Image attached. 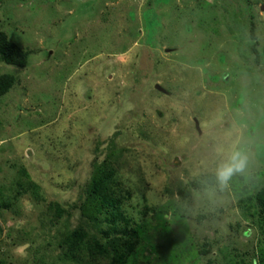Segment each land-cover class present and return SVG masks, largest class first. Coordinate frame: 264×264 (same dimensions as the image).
<instances>
[{"label":"rangeland","instance_id":"rangeland-1","mask_svg":"<svg viewBox=\"0 0 264 264\" xmlns=\"http://www.w3.org/2000/svg\"><path fill=\"white\" fill-rule=\"evenodd\" d=\"M262 6L0 0V31L29 50L25 67L0 61L17 79L0 97V264H111L56 245L83 224L72 204L104 158L130 190L115 224L138 238L125 264H262L263 224L240 201L264 185ZM236 141L249 166L221 187Z\"/></svg>","mask_w":264,"mask_h":264},{"label":"trees","instance_id":"trees-1","mask_svg":"<svg viewBox=\"0 0 264 264\" xmlns=\"http://www.w3.org/2000/svg\"><path fill=\"white\" fill-rule=\"evenodd\" d=\"M252 23L249 31L250 38L256 40L255 23L254 21ZM257 47L258 43L256 41L252 42L249 47L256 62L260 59V51ZM28 56L29 50L21 48L16 42L10 40L5 31H0L1 62L22 68L27 65ZM16 81L15 75L11 73L0 74V97L6 94ZM106 163L107 160L104 158L100 164H94L87 184H85L82 193L78 196L77 202L72 204L73 208L79 210V216L82 218L83 224L65 231L64 236L57 241L56 245L61 249L60 255L62 259H79L82 257L81 248L88 251L91 257L89 262H95L97 256L110 255L111 264H125L126 257L136 247L138 242L136 232L126 228V226H124L122 231H119L115 226L123 214L120 210L122 202L130 198V190L127 186L120 185L119 187L118 184H127L117 179L116 175L112 174L113 168L106 166ZM20 171L24 170L21 169ZM236 183L235 181L234 184ZM245 199L252 202L249 207L256 208L254 213H256L263 224L262 232H264V185L256 190L253 195L247 194L246 197H241L240 201L243 202ZM6 205L4 202L0 203V207ZM241 207H246V205H241ZM48 208L52 211L54 209L53 213L59 215L58 217L67 212L64 207L62 208L57 203L49 204ZM102 214L109 217L100 219L98 216ZM123 218L120 220L127 224L128 220ZM109 225L113 227H109ZM102 227L105 228L103 229ZM259 252L261 254V263L263 264L264 249L263 251L259 250Z\"/></svg>","mask_w":264,"mask_h":264},{"label":"clouds","instance_id":"clouds-1","mask_svg":"<svg viewBox=\"0 0 264 264\" xmlns=\"http://www.w3.org/2000/svg\"><path fill=\"white\" fill-rule=\"evenodd\" d=\"M248 166L247 149L236 141L227 151L225 158L214 169L216 182L221 187H226L235 175L245 173Z\"/></svg>","mask_w":264,"mask_h":264},{"label":"water","instance_id":"water-1","mask_svg":"<svg viewBox=\"0 0 264 264\" xmlns=\"http://www.w3.org/2000/svg\"><path fill=\"white\" fill-rule=\"evenodd\" d=\"M261 9H264V6H262V7H261ZM156 87H158V88H159V86H156Z\"/></svg>","mask_w":264,"mask_h":264}]
</instances>
